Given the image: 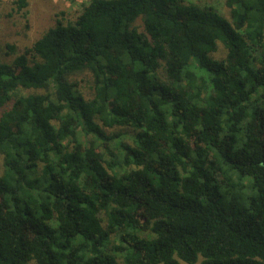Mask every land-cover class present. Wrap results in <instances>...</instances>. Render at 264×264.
Returning <instances> with one entry per match:
<instances>
[{
    "label": "trees",
    "instance_id": "trees-1",
    "mask_svg": "<svg viewBox=\"0 0 264 264\" xmlns=\"http://www.w3.org/2000/svg\"><path fill=\"white\" fill-rule=\"evenodd\" d=\"M225 5L89 0L0 59V264H264V0Z\"/></svg>",
    "mask_w": 264,
    "mask_h": 264
},
{
    "label": "rangeland",
    "instance_id": "rangeland-1",
    "mask_svg": "<svg viewBox=\"0 0 264 264\" xmlns=\"http://www.w3.org/2000/svg\"><path fill=\"white\" fill-rule=\"evenodd\" d=\"M190 3L199 6L212 5L219 13L229 18V9L225 5V0H187ZM27 5L19 8L16 0H0V59L2 61L10 62L17 55L23 53L27 48L31 47L33 42L38 39L49 27L55 25L60 20L64 23L73 21L81 13L84 6L88 4L89 0H26ZM141 27L142 23L139 19L137 22ZM12 46V48H9ZM215 59H222L225 57V49L222 45L219 46L218 51L211 55ZM78 80L79 88L85 95L92 93L91 82L89 77L81 75ZM29 90H22V94L29 93ZM10 103L0 108V115L5 109H8ZM106 134L121 133L123 141H130V135L134 133L132 128H103ZM83 141V136H80ZM3 160L0 156V175L3 173ZM243 185L248 184L245 178L242 181ZM239 196L241 193L249 194L248 187H243L242 190H236ZM241 203V204H240ZM238 204L243 202L238 200ZM28 264H34L29 262Z\"/></svg>",
    "mask_w": 264,
    "mask_h": 264
}]
</instances>
